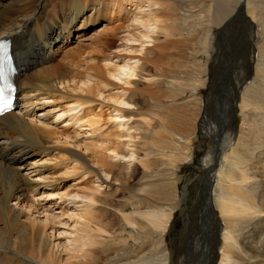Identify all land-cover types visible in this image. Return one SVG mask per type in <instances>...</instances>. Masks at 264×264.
I'll return each instance as SVG.
<instances>
[{
    "label": "bare ground",
    "instance_id": "bare-ground-1",
    "mask_svg": "<svg viewBox=\"0 0 264 264\" xmlns=\"http://www.w3.org/2000/svg\"><path fill=\"white\" fill-rule=\"evenodd\" d=\"M114 13L123 24L97 32L91 44L96 54L98 47L121 40L124 53L132 42L122 65L89 63L85 49L60 58L74 31L93 28ZM258 25L264 34V0H0V39L13 40L23 106L0 117V264H264V37H258ZM214 30L221 60L208 104L219 105L221 119L205 129L198 94L206 84L193 78L202 72L192 70L201 61L191 43L205 46ZM233 30L238 45L232 53L223 40ZM123 32L128 35L119 37ZM229 34L231 42L234 33ZM70 54L73 59L66 61ZM104 57L107 62L111 56ZM72 82L77 96L83 95L74 97L82 111L107 88L121 91L100 100L99 108L109 100L101 110L108 119L88 115L89 128L109 131L100 143L92 144L93 138V146L85 145L86 152L59 147L54 130L28 118L35 100L50 99ZM80 111L71 120L82 122ZM65 140L69 144L74 137ZM196 141L202 151L218 144L211 148L220 166L215 176H179L180 164H192ZM33 155H51L41 168L65 164L66 172L45 185L52 191L44 192L48 197H57L54 191L69 176L92 179L81 191L59 194L65 202L84 200L79 212L76 200L62 210L68 230L57 229L63 221L47 212L44 221L32 218L40 211L37 182L44 180L32 182L22 172L37 168L29 162Z\"/></svg>",
    "mask_w": 264,
    "mask_h": 264
},
{
    "label": "rangeland",
    "instance_id": "rangeland-1",
    "mask_svg": "<svg viewBox=\"0 0 264 264\" xmlns=\"http://www.w3.org/2000/svg\"><path fill=\"white\" fill-rule=\"evenodd\" d=\"M131 6H129L128 7V9L130 8ZM112 16V17H111ZM114 16V17H113ZM130 16V17H129ZM127 15L126 17H127V20H131V18H132V13H131V15ZM119 19V20H118ZM121 19H123V18H118V17H116V15H115V13L113 14V15H110V18L109 19H107V20H102V21H100L96 26H94L93 28H88V30H86V31H82V32H80L81 30H76V31H74L73 32V34L70 36V37H72V41H70L69 42V47L68 48H66V49H64L63 50V52L61 53L62 55L60 56V58H62L63 57V55L67 52V51H71L72 52V54H73V51L75 52V53H77L78 51H80V49H85L86 51H88V56H89V58L88 59H86V61H88L89 63H94L95 61V63H97V64H100V62H104V63H108L109 61L111 62H109L108 64H105V65H109V64H113V63H115L116 65H122L123 64V62H121L123 59H125V57L128 55L129 56V52H130V50H131V46H132V42H129V44H130V46H129V44H128V46L129 47H126V45H122L124 48H126V49H129V52H128V50H126L125 52H127V54L124 52H122L121 53V51L120 50H125V49H123V48H121V46H119L120 44H121V40L120 41H112V42H110V43H108V50L107 49H102V48H99L97 45V47H98V49H99V52H97L96 54H95V52H94V50L92 49V47H95L94 46V44H93V46H92V42H93V36H97V35H99V33L101 32V31H105V29H111V28H114V27H116L117 25H121V24H123V23H121V22H119ZM116 20V21H115ZM78 31V32H77ZM97 32H99V33H97ZM256 32H257V35H258V37H261V39L263 40V37H264V34H263V29H262V26H260V25H258L257 26V30H256ZM217 30H214V31H212L211 33H210V36H209V39H208V41H207V44L204 46V45H202L199 41H197V42H195V43H191V44H193L194 46H196V48H198V50H199V52L197 53L198 55H199V60L201 61L200 62V65L199 66H194L192 63H191V65H193L192 66V70H195V71H200V72H202V75L201 76H198V75H194L193 76V78H201L202 79V81L203 82H205V86L199 91L200 92V94H198V96H199V98H201V100H203L204 101V104H205V107L203 108V116H204V118L206 117V123H205V129H207V128H210V127H212V125L214 126V124L216 123V121H219V119H221V115H220V112H219V105H217V107H215L216 106V104L214 105V104H212V103H209L208 104V102L209 101H211L210 100V93H211V90H210V87H211V84H212V82H213V78L215 77V73H216V65H217V61L219 62L220 60H221V55H219V57H217V59H216V52H217V50L218 49H220L221 48V43H220V37H219V35L217 36ZM228 33H234V34H232V40H231V42H233V46H232V48H231V45H230V41H229V38H230V34H229V37H228ZM79 34V35H78ZM128 35V32H123V33H120L119 34V37H126L127 35ZM83 35V36H82ZM85 35V36H84ZM126 35V36H125ZM217 36V37H216ZM89 38V39H88ZM93 40H92V39ZM95 38V37H94ZM86 39L88 40V41H86ZM131 39H132V37H131ZM85 40V41H84ZM224 46L228 49V50H231L232 49V53H233V50L235 49V50H237V36H236V32H235V30H233V31H228L226 34H225V36H224ZM124 42V44L126 43L125 41H123ZM244 48L246 49V48H248L249 47V44H247V36H245L244 37ZM262 43V41H259L258 42V44H257V46H256V50L258 49V47H259V45ZM79 44H83V45H79ZM191 44H189V48H193V46L191 45ZM80 47V48H79ZM90 48V49H89ZM92 49V51H90ZM117 49H119L118 51L119 52H117L116 50ZM106 50V51H105ZM234 50V51H235ZM92 52V53H91ZM115 52H116V54H115ZM89 53L92 55V54H94V55H89ZM104 53V54H103ZM72 54H70V57H69V59H66V61L67 60H72L73 58H71L72 56ZM120 54H121V56H120ZM106 55H110L111 57H110V59L109 60H107V62L106 61H104V59H105V57L104 56H106ZM123 55V56H122ZM126 55V56H125ZM87 56V57H88ZM91 56V57H90ZM116 56V57H115ZM113 57H115V58H113ZM252 57H253V59L254 60H257V58H258V56L256 55V54H254V55H252ZM111 58H113V60L111 59ZM120 59V60H119ZM122 59V60H121ZM94 60V61H93ZM100 60V61H99ZM118 61L119 62V64H118V62L116 63L115 61ZM92 61V62H91ZM167 61H168V58H164L163 60H162V63L164 64V63H167ZM134 62V61H133ZM122 63V64H121ZM102 65H104V64H102ZM114 65V64H113ZM196 67V68H195ZM200 67H202V68H200ZM199 70H198V69ZM84 69V67L82 68V70ZM204 69V70H203ZM203 70V71H202ZM121 78H124V77H121ZM90 81V80H89ZM120 83V82H119ZM185 83L188 85L189 83L187 82V81H185ZM73 84V85H72ZM72 84H70L68 87H67V89L68 90H66V88L65 87H63L62 86V89H61V86H59V89H60V91H63L62 93H60V92H58V93H56V94H52V96L53 95H56V97L54 96L53 98H52V96L50 95V99H42L41 101L40 100H35L34 101V103H36V105L35 106H33L32 107V109H34V110H32V111H34V112H30V114H29V116H28V118H29V120H34L33 122H35V123H37L39 126H41L42 125V127L43 128H45L46 129V127H47V129L46 130H48V131H51V132H53L52 130H54V132H53V134H54V137L57 139L58 138V140H59V143H58V146L59 147H61V148H71V149H74V150H78V151H82V152H86L85 150V145H87V146H91L92 144H94V143H100V139L102 138L103 139V136L105 135V134H107L108 132H105V131H109V129H108V127H107V129L105 130V126H104V128L100 131L101 132V134H98L97 132H99V130L98 129H95V131H94V127L92 128V127H90L89 128V125L87 126L86 124L88 123L87 121L88 120H90L89 119V116L90 115H92V113H94L95 115H96V113H97V115L98 114H100L101 115V113H102V111H106L107 110V108H104L105 106H106V104H108V102H109V100L107 99L106 100V102H105V104L104 103H102V104H104V106H102V108H99L100 107V100L101 101H105L104 100V97H107L110 93H111V91H112V94H115L116 92H121V91H118L117 89H115L114 87H109V88H107V90L105 91V94L103 95L104 97L102 98L101 97V99L99 98L98 100L97 99H95L96 101H94V100H91L92 102H90L91 104H89V105H86V106H83L84 108H83V111H82V108L81 107H78L76 104H78L77 103V101L78 100H74V97H76L77 99H78V97L79 96H77V95H79L80 94V92H79V94L77 93L78 91H76V89H75V87H76V83L75 82H72ZM75 85V86H74ZM81 85V84H80ZM74 86V87H73ZM64 88V89H63ZM73 90V91H72ZM115 90H116V92H115ZM68 91V92H67ZM76 91V92H75ZM74 92V93H73ZM106 92H107V94H106ZM198 92V93H199ZM70 93V94H69ZM77 93V94H76ZM61 95V97H59V95ZM67 94V95H66ZM73 94V95H72ZM71 95V96H70ZM107 95V96H106ZM58 96V97H57ZM63 96V97H62ZM73 96V97H72ZM81 96V98H82V96L83 95H80ZM85 96V95H84ZM191 96V94L190 93H188V94H186V95H184V97H183V99L180 101V105H182V102H184V101H187L188 100V98ZM61 98V99H60ZM73 98V99H72ZM80 97H79V99H81ZM54 99V100H53ZM60 99V100H59ZM59 100V101H58ZM58 101V102H57ZM75 103H74V102ZM51 102H52V104H51ZM71 102L73 103L72 105H74V106H72L71 105ZM41 103V104H40ZM67 105H69V106H67ZM70 105L73 107V108H76L75 110H76V113L78 114L79 113V111H80V114L77 116V118L79 117H81V115H82V119H83V121L82 122H78V123H76V122H74L73 120H71V117L74 115V114H76L75 113V111L73 110V111H69V109H73L72 107H70ZM79 105V104H78ZM79 108V109H77V107ZM87 106H88V111L86 110L87 109ZM90 106H92V108L90 107ZM66 107H70V108H68V110H67V108ZM208 107V108H207ZM65 108H66V112H65ZM92 109V110H91ZM182 109H183V106H181V108L179 109L178 107L175 109V111H176V113L177 114H179V113H181V111H182ZM205 109V110H204ZM18 110V109H17ZM78 110V111H77ZM89 110H91V112L89 111ZM102 110V111H101ZM197 110H199V108L197 109ZM67 111H69V112H67ZM94 111V112H93ZM96 111V112H95ZM101 111V112H100ZM100 112V113H99ZM219 112V113H218ZM34 113V114H33ZM66 113H67V115H66ZM69 113H71V114H69ZM73 113V114H72ZM90 113V114H89ZM104 113V114H103ZM102 113V118L103 119H108L110 116H108L107 115V113L108 112H103ZM76 114V115H77ZM85 114H87V115H85ZM92 115L93 117L92 118H94V116L95 115ZM206 114H207V116H206ZM34 115V116H33ZM70 115V116H69ZM72 115V116H71ZM86 117H85V116ZM89 115V116H88ZM113 115H116V113L115 114H113ZM58 116H59V119H58ZM68 116V117H67ZM88 116V117H87ZM99 116V115H98ZM105 116V117H104ZM106 116H108V117H106ZM195 116H198V117H200V114L198 113V114H196V115H194V116H192V118L193 117H195ZM70 117V118H69ZM77 118H75L74 120L76 121V119ZM90 118H91V116H90ZM111 119V118H110ZM68 120V121H67ZM84 121H86V122H84ZM111 121V120H110ZM76 123V124H75ZM80 123V124H79ZM83 123V124H82ZM72 124V125H71ZM85 124V125H84ZM80 126V127H79ZM49 128L51 129V130H49ZM65 129V130H64ZM91 129H93V130H91ZM55 131L57 132V133H55ZM64 132V133H63ZM93 132H94V134H93ZM99 132V133H100ZM96 133V134H95ZM105 133V134H104ZM56 134V135H55ZM100 135V137L98 136V135ZM59 135V136H58ZM94 135V136H93ZM57 136V137H56ZM62 136V138H60ZM67 137H74V142H70L69 144H67V143H65V139H67ZM98 137V138H97ZM213 137V136H212ZM64 138V139H63ZM94 138V139H93ZM213 138H215V137H213ZM95 140V142L93 141V140ZM96 139H98L97 141H96ZM101 139V140H102ZM91 140V141H90ZM214 141H216L215 139H213ZM63 141V142H62ZM92 141H93V143H92ZM89 143H92L91 145H89ZM75 144V145H74ZM78 145V146H77ZM95 145V144H94ZM93 146V145H92ZM218 146V144L215 146V145H213V144H207V146H206V149L205 148H203V150L204 151H202V150H199V141H196L193 145H192V149H193V153H194V156H193V161H192V164H188V163H185V164H180V167H179V169H177V172H178V174H179V176H181V175H184V174H188V176H215V174L218 172V170L220 169V166H218V163L219 162H217V161H215L214 159H213V157L214 156H212V150H211V148H213V150H215V148ZM84 151H83V150ZM199 152H202V155L201 156H203V158L202 159H198L197 157H198V153ZM213 155H216V152H215V154H213ZM52 158L51 157V155H48V156H39V155H33V156H30L29 157V162H31V163H38L37 164V168H30V167H27V168H24L23 170H22V172L23 173H25V174H27V176L29 175V178H30V176H31V178H30V180L32 181V182H36V180L37 179H39V178H42V180L43 181H38L37 183H41V190L40 191H38V193H37V195H36V198L35 199H37L36 201H37V205H36V207H37V210H38V208H39V213H43V212H45V213H43V214H41V216H40V214L39 213H35L34 212V215H33V219H36V218H40L41 220L40 221H44L45 219H44V217H45V215H46V212H47V214L49 215V216H56V217H58L59 219H60V221H63L62 222V224H60L58 227H57V229H60V231H64V229L65 230H68V228H66V226H65V223H66V221H67V215H62L61 213H63L62 212V210H64V208H65V210H68L69 208H70V205H71V207L73 206L72 204V200H76V202H78L77 203V211H75V212H79L78 210H79V207L81 208V206H83L82 204H84V203H80V201H84V200H79L80 198H74V199H66L67 201V203L64 201L65 199H60L59 197H60V193L61 194H64L65 192H69V190H70V192H71V190H72V192H75L76 190L78 191V190H82V188H84V187H88V186H91L92 184L90 183L91 181H92V179L89 177V176H85V178L82 176V175H79V174H77V175H75L76 176V178L74 177V178H72V176L70 177L69 176V178H67V180H64L63 182H62V184H61V191L59 192V191H57V190H55L54 191V194H57V197H55V198H53V197H48V194H45L44 195V192H49V193H51L52 191L51 190H48V188H46V184H52L54 181H52V180H55V179H57L58 177H59V175L60 174H62L63 172L65 173L66 171H64V170H66V167H65V164H63V165H60L59 167L58 166H54V164L52 163H50L49 165H48V167L46 168V167H42L41 168V163L42 162H44L43 160L44 159H49V158ZM207 158H210L211 159V163L210 164H208L207 163ZM41 162V163H40ZM44 165H46V162L42 165V166H44ZM49 166H51V167H49ZM49 168V169H48ZM54 168V169H53ZM56 168V169H55ZM60 168V169H59ZM65 168V169H64ZM37 169H38V171L39 172H37ZM47 169V170H46ZM197 170H199V171H197ZM32 171H34L33 173H32ZM42 171V172H41ZM38 174V175H37ZM79 175V176H78ZM45 177V178H44ZM55 177V178H54ZM77 177H81L80 178V180H79V178H77ZM82 178H84V179H82ZM90 178V179H89ZM73 179H75V181L73 180ZM77 179V180H76ZM40 180V179H39ZM81 180H83L82 182H81ZM187 180V179H186ZM79 181H80V183H79ZM94 181V180H93ZM43 182H44V185H42L43 184ZM97 184H99V183H96V185ZM183 184L184 185H186L187 186V182H184L183 181ZM181 185V183H179V189H180V194H181V189L183 188V186H180ZM202 186V185H201ZM201 186H199V188H198V191H200V187ZM80 187H82V188H80ZM45 197H44V196ZM42 196V197H41ZM39 198H42V199H40L39 200ZM64 202H65V204H64ZM72 203V204H71ZM39 205V206H38ZM67 205H69V208H66L67 207ZM85 205V204H84ZM75 209V208H74ZM70 212H72V211H70ZM129 213H131V212H129ZM63 216V217H62ZM180 216H181V214L180 213H178L177 215H176V217H175V219H174V221H173V223L174 222H176V221H178L179 220V218H180ZM68 222H69V224H71L72 225V222H71V220H68ZM72 231V230H71ZM71 231H69V234H67V236H72L70 233H71ZM57 236H58V234H57ZM63 240H64V237H63ZM65 241V240H64Z\"/></svg>",
    "mask_w": 264,
    "mask_h": 264
},
{
    "label": "water",
    "instance_id": "water-1",
    "mask_svg": "<svg viewBox=\"0 0 264 264\" xmlns=\"http://www.w3.org/2000/svg\"><path fill=\"white\" fill-rule=\"evenodd\" d=\"M215 156V155H214ZM216 161V159H214Z\"/></svg>",
    "mask_w": 264,
    "mask_h": 264
}]
</instances>
